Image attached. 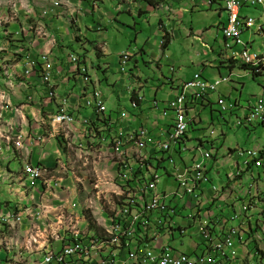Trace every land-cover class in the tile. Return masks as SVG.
Returning a JSON list of instances; mask_svg holds the SVG:
<instances>
[{
	"label": "clouds",
	"instance_id": "clouds-1",
	"mask_svg": "<svg viewBox=\"0 0 264 264\" xmlns=\"http://www.w3.org/2000/svg\"><path fill=\"white\" fill-rule=\"evenodd\" d=\"M12 1L16 8L24 5L28 10L27 14H31L32 22L46 27L48 35L51 33L48 17L56 14L59 5L71 2ZM169 1L144 0L145 9L138 10L140 16L153 13L160 15L153 26L155 32L152 33L158 38V41L153 40L159 52L156 65L160 64L161 68L160 62L165 58L170 42L177 37L174 27L178 21L175 16L176 8ZM204 5L207 9H200ZM258 6H264V0H205L202 6H189V13H217L223 38L236 40V43L223 41L225 49L217 53L218 57L203 63L204 67L215 64L210 68L217 70L220 79H216V76L213 79L203 77L201 71L189 80L178 79L172 83V79L168 77L171 75L165 74V79L162 78L164 81L160 82L171 84L174 96L161 109L156 99L157 90L153 89L155 94L146 109L148 115L144 116H150L148 110L159 111L160 115L151 116L149 129L143 122L129 131H125L121 125L114 127L117 121L112 118L113 110L106 106L101 91L93 87L94 80L90 74V70L95 68L112 76L116 75L112 87L115 90L124 88L134 113L126 109L115 112L119 113L120 120L134 122L138 118L135 112L147 103L144 92L149 83V79H142L143 75L136 65V61L139 62L143 56L140 50L131 54L125 49L121 50L117 55L116 65L110 67L106 64L108 61L104 51L105 43L97 48L93 47L96 62L90 63L86 61L87 50L84 49L81 55L76 52L66 53L71 46L64 48L66 59L68 57L67 61L72 64L73 75L77 77L76 80L81 79L79 87H82V94L78 95L82 97L83 107L91 112L88 117L80 114L75 116L73 108L70 111L72 94L75 93L73 89L67 94H61L62 83L57 88L53 86L55 67L49 55L45 54L40 64L26 60L24 74L27 77L35 72L38 74L47 90L44 99L48 106L53 105L55 108L46 121L49 135L37 140H52L54 131H60L64 147L72 151V161L77 165V168L72 169V183L68 179L52 176L53 171L43 168L42 165H26L23 175L27 179V190L33 193V197L66 191L64 194L69 195L68 201L72 200V205H69L72 210V218L69 220L72 223L66 232L70 234L69 237L66 234L55 237L61 242L59 247H52L47 242L43 249L32 250L37 245L35 241L30 242L33 246H21L14 237L16 226L23 222L19 214H0V253L4 255L2 264H36L49 256L54 259L51 264H56L55 257L71 246L74 239L95 242L98 250L93 255V262L102 264H141L139 256L143 257L147 253L151 254L150 264H264V147L221 150L225 135L214 129L210 130L207 137L204 136V129L205 132L195 140V144L188 138L190 129L202 123L200 112L206 105H211L210 97L213 93L217 94L216 104L219 106L220 121L223 124L231 122L230 118L223 115L228 114V117L235 116L233 128H248L255 123L264 125V79L260 84V94L246 107H242L238 101L229 100L233 87H229L226 94H221L218 89L222 84L233 82L230 77L238 63V67L246 68L243 70L244 75H249L254 80L264 76L263 56L252 52L250 43L242 40L247 30L263 32L264 35V24H257L255 19L243 12L245 8ZM34 7L38 13L36 16ZM187 7L188 4L183 10ZM223 11L227 14V19L223 17ZM234 12L236 31L229 34ZM6 14L0 19V30H4V33L1 32L2 35L5 34L4 39L12 33L9 32V26L19 17L17 14L12 22ZM128 27L133 33L134 27ZM39 28L32 32L37 38H44L38 32ZM209 32L211 31L203 30L204 34ZM209 49L214 52L212 47L209 46ZM196 57L201 55L197 53ZM4 60L9 62L7 58ZM48 63L52 66L51 80L45 82V66ZM130 64H133V68L129 67ZM38 68H41L39 72ZM225 69L227 72H222ZM168 72H174L172 65L168 66ZM14 76L10 75L9 81H19L18 75ZM2 99L6 101L4 95ZM237 110H242L241 116L235 114ZM61 112L72 118L70 124L55 123L54 119ZM209 121L210 124L214 123L213 116ZM155 122H162L165 127L157 128ZM179 124L183 126L181 129ZM15 143V148H22L21 139ZM229 157H236L234 169L221 176L219 169ZM99 161L105 163H98ZM28 168L41 172V177L34 185L31 175L26 172ZM55 171L66 174L64 170ZM158 171L168 180L167 183L170 181L171 187L159 190L158 184L162 178ZM9 173L13 172L9 169ZM32 200L35 201V198ZM83 209L88 211L83 212ZM186 211L188 214L184 216L183 212ZM34 215L36 220H40L41 211ZM46 225L47 223L41 221V225L37 227L40 229ZM118 226L121 228L118 230L119 245L110 246L108 231ZM184 238L189 240L187 247L191 248L190 254L178 249L184 248ZM32 254L40 257L32 260ZM130 254L135 257L131 258Z\"/></svg>",
	"mask_w": 264,
	"mask_h": 264
},
{
	"label": "crops",
	"instance_id": "crops-1",
	"mask_svg": "<svg viewBox=\"0 0 264 264\" xmlns=\"http://www.w3.org/2000/svg\"><path fill=\"white\" fill-rule=\"evenodd\" d=\"M151 1L159 2L162 0ZM204 1L170 0L169 2L176 8L175 16L183 18L189 16V11H187L190 8L189 6H202ZM144 4V0H71L69 4L58 8L55 15L48 17L50 18L48 25L51 40L49 39L50 35H48L44 38H35L33 42H28L22 49L23 52H21L22 56L27 58L23 60H25V63L26 60H30L34 64H40L42 63V57L45 54L49 55L55 67L53 86L57 88L61 82L60 93L67 94L72 90L69 84L74 80L78 86L75 90L73 89L75 93L72 94L70 111L73 108L75 116L83 115L81 110L85 108L83 107V100H81L82 97L78 95L82 94V87H79L81 79L76 80L77 77L73 75L72 64L67 61L68 57L66 59L64 48L72 47V44H78L84 48L85 42L90 44L92 48H97L105 43L106 48L104 51L108 61L106 64H109L110 67L115 66L117 55L123 51L119 46V35H121V32H128L129 36L132 35L131 29L125 22H122L121 18H126V16L129 19H132L133 16L140 18L138 10H144ZM187 4L188 7L183 10ZM200 9H207V7L204 5ZM5 14L1 13L0 19ZM151 15L157 14L153 13ZM161 18H165V16H161ZM14 25H16L15 22L10 25L9 31L13 29L12 26ZM116 26H121L123 30L117 29ZM262 28L264 31V26ZM253 33L258 32L254 31ZM208 34L210 32L204 34L202 29L197 32L191 29L189 32V36H193L195 40H202V46L207 49H209V43L205 41V35ZM260 34L263 35V32ZM0 35H2L1 32ZM61 35L63 40H61ZM262 47L264 48V45L260 46V48ZM168 48L164 57L171 64L173 63L174 54L170 53L169 46ZM250 50L252 51L251 44ZM58 51L61 52V55L58 54ZM147 53L152 60V65L156 64L159 55L156 43L152 47H147ZM256 53L264 58V51ZM199 54L202 56L204 52L202 51ZM4 62L5 64L9 63L5 60ZM25 63L20 62L10 66L8 71L6 69L5 73L0 74V214L8 215L16 212L22 218V224L16 226L14 233V237L21 246L29 245L30 242L35 241L37 245L32 250L43 249L47 242H50L52 247L57 248L61 242L57 241L55 237H61L65 234L66 237L70 236L69 233H66L72 223L69 220L72 218V210L69 209L70 202L67 199L69 195L64 194L66 191H55L53 195H36L33 197V193L27 190V179L23 175V168L29 164L33 166L42 165L43 168L53 171L52 176L64 180L68 179L72 183V168H70L72 166V151H69L68 147H64V139L60 137V131H54L52 140H45V142L37 140L40 137L49 135L50 131L46 121L49 115L54 113L55 108L53 105L48 106V102L44 99L47 90L46 86L39 80L38 74L35 72L30 77L24 76ZM138 63L136 61L137 67ZM213 65L215 64H209L210 67H213ZM156 66L161 71L160 64ZM5 68L7 67L2 68L0 66V70ZM39 70L41 68H38L37 72ZM14 72L18 73L19 81L17 82L9 81L10 75L14 76ZM90 74L94 80L93 87L101 91L106 104H112L113 106L110 107L113 110L111 115L113 120L117 121L114 123V127L121 125L125 131H129L143 122L145 127L149 129L148 124L151 123V116H144L148 115L146 109H148L149 98L146 99L147 103L135 112V115L138 116L137 120L134 122H129L128 119L120 120L119 113H116L115 110L125 109L121 99H128L126 93L123 90L121 91L120 88L115 90V87H112L114 81L109 84L110 80H108L105 72L94 68L90 70ZM164 76L161 71V77L164 78ZM168 77L172 79V83L178 80L171 76ZM214 77H208V79ZM117 80L120 81L118 78ZM162 84V82H159V85L155 87L156 90ZM102 87H105L108 92H103ZM2 95L6 98L5 102ZM27 100L34 106L33 108L25 107ZM90 115L91 112L83 116L88 117ZM155 126L160 129L165 127L164 124H157L156 122ZM78 131L80 130L78 129ZM18 139H21L23 143L21 149L14 147ZM12 158L19 161L20 169L17 172L9 173ZM98 163H105V161H99ZM56 169L58 171L64 170L66 174H63V172L59 174L55 171ZM65 184L68 185L67 182ZM33 198H35V201L32 200ZM36 211H41L40 220L35 219L34 214L37 213ZM41 221L47 223V225L39 229L37 225H41ZM3 257V253H0V264H2ZM30 257V259L35 260L40 256L32 254Z\"/></svg>",
	"mask_w": 264,
	"mask_h": 264
},
{
	"label": "rangeland",
	"instance_id": "rangeland-1",
	"mask_svg": "<svg viewBox=\"0 0 264 264\" xmlns=\"http://www.w3.org/2000/svg\"><path fill=\"white\" fill-rule=\"evenodd\" d=\"M15 3H13L12 0H0V14L1 13H7L6 16L9 19V21H14L15 16L19 14V17L15 19L16 25L12 26L13 29H11L9 32H12L9 35H6V39L3 38L5 35H0V66L4 67L7 66L5 69L0 70L1 73H5V70L7 71L10 69V66H14L17 63L23 62L25 63L23 59H27L25 56H22V49L25 45L29 42H33L35 38H37L36 34H33V29H37L39 27L43 28V33H40L42 36H48L49 31L46 27L35 25L34 22L31 20V14L28 15V10L25 9L24 5H19L18 8L14 6ZM62 5H59L58 8H61ZM35 11V7L33 8ZM178 12V11H177ZM245 15H248L255 19L257 21V24H264V6H258V7H249L245 8L243 10ZM38 13L35 11V16ZM188 17L179 18L176 17L178 21H176L177 26L175 31L177 33V37L172 39V41L169 44L170 47V53L174 54L173 63H169L167 59H163L160 63L162 65V73L164 75H171L172 78L180 79L181 81L189 80L191 79L196 73H200L201 71L203 74V77H212L216 76V79H220V77L217 74V70L211 69L210 67H204L203 63L205 61H213L215 58H217V53L221 50L225 49L223 47V34L221 31V26H219V16L215 12H206V13H200V12H193L188 13ZM223 17L227 19V14L223 11L222 12ZM133 16V15H132ZM160 15H149L145 14L141 16L140 18H136L133 16L132 19H129L125 17H122V22H125L130 27H134L135 32H137V39L136 42L130 41L127 39L128 32H121L120 42L119 46H121L122 49L127 50L128 53H133L138 51L136 47L142 48V45L147 42L148 47H152L154 45V40L156 39L158 41V38L152 33L155 32V29H153V26L157 23ZM3 17V16H2ZM175 19V20H176ZM48 19V23H49ZM11 22V23H12ZM10 27V26H9ZM15 27V28H14ZM117 29L123 30L121 26H116ZM3 29V28H2ZM191 29L194 32H197L198 30L202 29L205 31L210 30V34L205 35V38L207 43H209V46L214 49V52L212 53L210 49L204 48L202 46L203 41L202 40H195L193 36H189V32ZM7 30V29H6ZM4 30H0V32H3ZM17 31V32H16ZM255 30H247L243 34V41L248 42L252 46V51L255 52H263L264 48H260L261 45H264V35L260 33L254 34ZM4 33V32H3ZM62 36V35H61ZM90 37V35H89ZM51 40V34L50 38ZM61 40H63V36L61 37ZM8 41V42H7ZM66 45V44H65ZM71 45V44H70ZM111 45H113L111 43ZM5 47V49H2ZM88 51L87 55V63L90 62H96V57L94 54V49L90 46V44L85 43L84 48H82L78 44H72V47H69L66 50V53L70 52H76L78 54H83V50ZM204 52V54L201 57H196L197 53ZM65 53V54H66ZM58 54L61 55V52L58 51ZM22 56V57H21ZM4 58H7L9 60L8 64H5ZM23 60V61H22ZM110 60V59H109ZM145 60V61H144ZM151 58H149L146 55H144L143 58L139 60L138 67L141 71V74L143 75L142 79L147 80L149 79L148 86L145 89V95L146 98H153L155 91V87L159 85L160 81H164L161 77V73L156 69V64H151ZM146 62V63H144ZM174 67V72H168V66ZM239 63L234 67L232 76L230 79L233 81L232 83L222 84L218 87L219 90H221V94H226L229 90V87H233L232 93L229 96V100L231 102L238 101L241 103L242 107H246L248 104H252L255 97H257L260 94L261 91V81L264 79V76L258 77L255 80L252 79L249 75H244L245 71L238 67ZM28 66V64H26ZM29 67V66H28ZM129 67L133 68V64H130ZM19 71V70H17ZM225 71V72H224ZM20 72V71H19ZM222 72L226 73L227 70H222ZM18 74V73H17ZM16 72L13 73V75H16ZM107 77L110 80V84L114 81L116 78V75H110L109 73H106ZM25 77L26 74H24ZM2 79V78H1ZM17 82V79H16ZM169 84V83H168ZM163 84L160 87L157 88V94L156 99L159 102V105L161 106V109L165 107V103L167 100L174 96L172 93V85L171 84ZM155 85V86H154ZM240 85H243L242 87ZM72 89H76L78 84L72 80L69 84ZM103 92H108V90L105 87H102ZM120 90H124V88H120ZM220 93V92H219ZM122 96V94H121ZM123 107L130 113H134V110L131 106V103L129 99H121ZM211 105H206L205 109L200 112V119L202 120V123L196 126H193L192 129H190L188 138L192 140L193 144L196 143V139L202 135L203 132L204 136H208L211 129H214L217 133H224L225 138L223 141L222 149H242V150H251V149H257V148H263L264 147V125L260 123H255L252 126L248 128H233L232 123L235 122V116L228 117V114H223L224 117L230 118L231 122L228 124H223L220 121V114H219V106L216 104L217 101V94H212L210 97ZM34 103V101H33ZM148 103V107L149 104ZM107 107H113L112 104H106ZM25 107H31L33 108L32 104L29 100H27ZM81 113L83 115H88L90 112L88 109H82ZM148 113L150 116L152 115H160L159 111H153L148 110ZM170 114V112H168ZM210 114L213 116L214 123L210 124L209 117ZM237 116L242 115V110H237L235 112ZM81 115V116H83ZM162 124V122H159ZM205 129V131H204ZM19 140V139H18ZM70 141V140H69ZM85 141V140H84ZM80 142V141H79ZM86 142V141H85ZM69 143V142H68ZM81 143V142H80ZM88 145V144H87ZM107 145V144H106ZM93 149V148H92ZM85 150V149H83ZM10 163V170L11 172H17L20 167L18 164V160L15 158L11 159ZM236 161V157H229V159H226L224 162V165L222 168L219 169V173L221 176H223L226 172L234 169V163ZM242 160L240 159V162ZM73 167L77 168V165H74L72 161V166L70 168L73 169ZM68 168V167H67ZM84 169V168H83ZM159 176L162 178L160 179V183L158 184V188L160 191L168 189V187H171L172 185L167 183L168 180L164 179L162 176V173L158 171ZM211 177V174L209 175ZM72 205V200L70 201V206ZM83 212H87L88 210L83 209ZM188 212H183V215H187ZM86 215V214H84ZM182 243L184 244V248H178L180 251L186 254L191 253V248L187 247V244L189 243V240L187 238H184L182 240ZM29 246H33V243H31ZM262 246H264V242L262 243ZM250 246V248H252Z\"/></svg>",
	"mask_w": 264,
	"mask_h": 264
},
{
	"label": "built area",
	"instance_id": "built-area-1",
	"mask_svg": "<svg viewBox=\"0 0 264 264\" xmlns=\"http://www.w3.org/2000/svg\"><path fill=\"white\" fill-rule=\"evenodd\" d=\"M235 25H237L236 21V13L234 12L231 17V25L229 28L228 33L231 34L232 32L235 33ZM39 33H43V30L39 28ZM76 59L74 58V61ZM52 69V66L48 63V65L45 66V75H44V81L49 82L51 80V74L50 70ZM84 71V69H82ZM49 72V73H48ZM55 123H66L70 124L72 122V118L67 116L65 112H61L55 119ZM183 126L179 124V129H181ZM28 174L31 175V178L33 180L32 185H34L35 181L41 177V172L38 169H32L28 168L26 170ZM120 226L113 227V229H110L108 231V235L111 238L110 246L119 245V231ZM98 248L96 246V243L93 241L81 239L76 240L74 239L72 241V245L69 247H66L64 251L55 257L56 264H102V263H96L93 262V255L95 251H97ZM150 253H147L145 256L141 257L139 256V262L141 264H150L152 261V258L150 257ZM131 258H134V254H130ZM53 257H44L41 261L37 262L36 264H51L53 261ZM12 264H18L17 262H14Z\"/></svg>",
	"mask_w": 264,
	"mask_h": 264
},
{
	"label": "trees",
	"instance_id": "trees-1",
	"mask_svg": "<svg viewBox=\"0 0 264 264\" xmlns=\"http://www.w3.org/2000/svg\"><path fill=\"white\" fill-rule=\"evenodd\" d=\"M127 39H129L130 41L136 42V39H137V32H135V30H134V32L132 33L131 36L128 35ZM242 40H243V37H242ZM223 41H225V42H229V43H231V44H235V43H236V40H232V39H230V38H229V39L223 38ZM243 42H244V41H243ZM244 43H245V42H244ZM147 47H148V46H147V42L144 43V44L142 45V48H141V49L138 48V47H136V49H137V50H140L139 52L143 54L142 58H143L144 55H146V54H147V56H148V53H147ZM144 61H145V60H144ZM144 63H146V62H144ZM240 68L243 69V70H246V68H245L244 66H241ZM209 119H212V115H211V114H210Z\"/></svg>",
	"mask_w": 264,
	"mask_h": 264
}]
</instances>
